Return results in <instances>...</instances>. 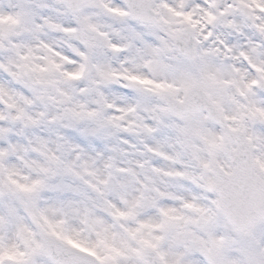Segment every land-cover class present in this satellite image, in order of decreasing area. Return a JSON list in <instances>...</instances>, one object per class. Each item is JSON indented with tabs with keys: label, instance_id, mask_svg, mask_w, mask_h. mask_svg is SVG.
Instances as JSON below:
<instances>
[{
	"label": "clouds",
	"instance_id": "clouds-1",
	"mask_svg": "<svg viewBox=\"0 0 264 264\" xmlns=\"http://www.w3.org/2000/svg\"><path fill=\"white\" fill-rule=\"evenodd\" d=\"M81 3L73 12L66 0H0V264H111L140 224L186 214L172 197L192 192L164 174L176 165L145 149L161 140L174 155L161 130L183 124L176 113L202 106L219 135L241 105L264 109L243 88L264 74L250 67L264 69V0ZM246 120L250 131L261 124ZM180 162L198 171L190 153ZM156 234L181 254L174 230Z\"/></svg>",
	"mask_w": 264,
	"mask_h": 264
},
{
	"label": "snow or ice",
	"instance_id": "snow-or-ice-1",
	"mask_svg": "<svg viewBox=\"0 0 264 264\" xmlns=\"http://www.w3.org/2000/svg\"><path fill=\"white\" fill-rule=\"evenodd\" d=\"M66 4L73 12L83 6L81 0H66ZM260 10L264 11V6ZM7 19L16 23L12 17ZM228 26L234 25L229 23ZM261 31L264 32V28ZM240 55L249 60L247 53L241 52ZM250 67L254 72H264L251 61ZM129 79L135 81L139 78L132 76ZM243 88L264 98V90L255 91L264 89V74L259 79L245 82ZM240 94L243 96L245 93ZM240 107L235 115L222 117L228 123L223 125L225 130L219 135L205 128L200 116L202 106L194 105L187 112L176 113L183 124L173 126L174 132L161 130L162 137L175 139V144H168L174 155L160 150L161 140L157 141V147L145 145L148 153L176 165L164 174L174 177L177 186L182 184L192 195L172 197L182 201L185 215H177L176 210L170 208L162 212L164 219L160 224H140L135 232H129L132 242H122L121 247L111 249L114 253L109 257L111 264H264V109L247 107L245 110L243 105ZM257 116L261 124L250 131L246 118L255 119ZM156 119L159 120L158 117ZM144 131L151 135L158 129L146 125ZM185 153H190L195 161L196 173L190 172L188 165L180 162ZM4 155L6 153L0 151V158ZM137 203L139 201L129 207L128 215L133 214ZM191 225H195V229ZM144 228L151 231L147 237L137 240V233ZM169 229L174 230L171 243L179 247L181 254L162 249L165 236L156 232L166 233ZM73 246L88 256H96L89 248ZM10 258L14 257L10 255ZM65 264L85 262L69 256Z\"/></svg>",
	"mask_w": 264,
	"mask_h": 264
}]
</instances>
